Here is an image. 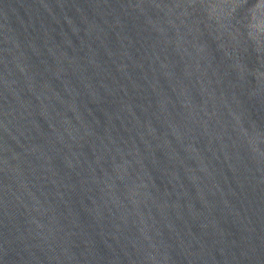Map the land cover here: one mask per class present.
I'll list each match as a JSON object with an SVG mask.
<instances>
[{
	"label": "water",
	"instance_id": "95a60500",
	"mask_svg": "<svg viewBox=\"0 0 264 264\" xmlns=\"http://www.w3.org/2000/svg\"><path fill=\"white\" fill-rule=\"evenodd\" d=\"M0 264H264V0H0Z\"/></svg>",
	"mask_w": 264,
	"mask_h": 264
}]
</instances>
